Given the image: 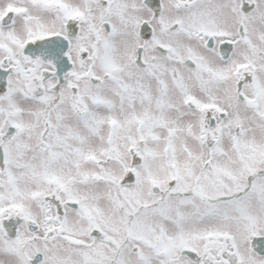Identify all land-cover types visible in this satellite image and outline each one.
I'll use <instances>...</instances> for the list:
<instances>
[{
  "label": "snow or ice",
  "instance_id": "snow-or-ice-1",
  "mask_svg": "<svg viewBox=\"0 0 264 264\" xmlns=\"http://www.w3.org/2000/svg\"><path fill=\"white\" fill-rule=\"evenodd\" d=\"M0 264H264V0H0Z\"/></svg>",
  "mask_w": 264,
  "mask_h": 264
}]
</instances>
